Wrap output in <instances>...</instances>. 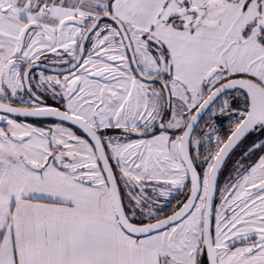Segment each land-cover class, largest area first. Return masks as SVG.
Returning <instances> with one entry per match:
<instances>
[{
    "label": "snow or ice",
    "instance_id": "snow-or-ice-1",
    "mask_svg": "<svg viewBox=\"0 0 264 264\" xmlns=\"http://www.w3.org/2000/svg\"><path fill=\"white\" fill-rule=\"evenodd\" d=\"M0 264H264V0H0Z\"/></svg>",
    "mask_w": 264,
    "mask_h": 264
}]
</instances>
